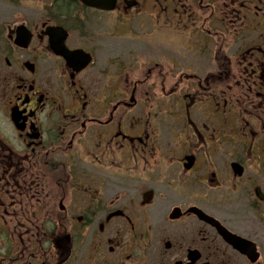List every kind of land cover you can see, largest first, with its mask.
I'll list each match as a JSON object with an SVG mask.
<instances>
[{
  "label": "flooded vegetation",
  "instance_id": "1",
  "mask_svg": "<svg viewBox=\"0 0 264 264\" xmlns=\"http://www.w3.org/2000/svg\"><path fill=\"white\" fill-rule=\"evenodd\" d=\"M0 264H264V0H0Z\"/></svg>",
  "mask_w": 264,
  "mask_h": 264
}]
</instances>
